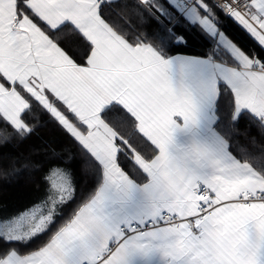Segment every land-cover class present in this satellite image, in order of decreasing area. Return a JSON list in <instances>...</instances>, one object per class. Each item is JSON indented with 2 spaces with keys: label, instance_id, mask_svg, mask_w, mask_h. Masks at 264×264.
I'll list each match as a JSON object with an SVG mask.
<instances>
[{
  "label": "snow or ice",
  "instance_id": "1",
  "mask_svg": "<svg viewBox=\"0 0 264 264\" xmlns=\"http://www.w3.org/2000/svg\"><path fill=\"white\" fill-rule=\"evenodd\" d=\"M113 2L0 0V142L27 139L35 126L24 117L38 109L70 136L94 179L71 219L25 254L76 195L73 170L51 159L37 201L0 217V264L153 255L164 264H264V148L232 143L242 119L264 137V57L224 29L231 20L264 50V0H132L115 20L105 13ZM129 12L158 31L130 41ZM180 20L211 42L204 58L168 55V38L185 42L167 26ZM74 42L83 64L65 50Z\"/></svg>",
  "mask_w": 264,
  "mask_h": 264
},
{
  "label": "trees",
  "instance_id": "2",
  "mask_svg": "<svg viewBox=\"0 0 264 264\" xmlns=\"http://www.w3.org/2000/svg\"><path fill=\"white\" fill-rule=\"evenodd\" d=\"M125 3L131 8L132 0H114L111 8L105 9L106 15L114 20L125 15L123 11ZM126 19L129 22L125 27V32L130 41L143 33H148L151 37L154 32L158 31V26L154 22L148 20L140 23L137 16L130 12L126 15ZM167 26L173 29L176 35H183L185 41L176 43L174 38H168L166 50L169 56L183 54L205 57L212 48L211 42L203 36L199 29L193 28L183 20L175 21ZM224 29L244 50L264 57V50L231 20H225ZM82 49L83 45L80 42H74L65 48L71 58L83 64L86 56L82 55ZM218 55L223 56V51L218 52ZM220 108L218 115L226 122L230 115V105L227 100ZM115 115H121V113ZM24 118L29 125L35 126L31 135L23 141L15 139L8 143L0 142V209L21 211L29 208L30 203L43 193V169L53 158L61 159L73 170L76 185L74 199L62 209L50 230L33 239L26 248L21 250L27 254L42 247L60 226L71 219L78 207L82 206L92 193L94 179L91 169L83 163V154L73 140L61 127L52 122L48 115L34 109L33 114L26 115ZM253 138L257 141L255 145L250 143ZM232 143L233 147L239 151H244V146H247L250 151H258L264 148V137L255 126L248 123L247 119H242L237 126ZM145 154L151 155L150 147L145 149ZM130 163L125 165L126 170L131 171L138 182H144V174L132 169Z\"/></svg>",
  "mask_w": 264,
  "mask_h": 264
},
{
  "label": "crops",
  "instance_id": "3",
  "mask_svg": "<svg viewBox=\"0 0 264 264\" xmlns=\"http://www.w3.org/2000/svg\"><path fill=\"white\" fill-rule=\"evenodd\" d=\"M173 57H175L179 61L185 58L197 57V56H190V55L185 56L183 54H177V55H173ZM132 264H164V261L159 257V255H153L149 257H133Z\"/></svg>",
  "mask_w": 264,
  "mask_h": 264
},
{
  "label": "rangeland",
  "instance_id": "4",
  "mask_svg": "<svg viewBox=\"0 0 264 264\" xmlns=\"http://www.w3.org/2000/svg\"><path fill=\"white\" fill-rule=\"evenodd\" d=\"M40 197V196H39ZM38 199V198H37ZM37 199L36 200H33V202L32 203H30V207L32 206V204L34 203V202H36L37 201ZM23 211H25L24 209H22L21 211H7L6 209H0V217H4V218H6V217H9V216H11V215H13V214H17V213H19V212H23Z\"/></svg>",
  "mask_w": 264,
  "mask_h": 264
},
{
  "label": "water",
  "instance_id": "5",
  "mask_svg": "<svg viewBox=\"0 0 264 264\" xmlns=\"http://www.w3.org/2000/svg\"><path fill=\"white\" fill-rule=\"evenodd\" d=\"M176 42V41H175ZM177 43V42H176Z\"/></svg>",
  "mask_w": 264,
  "mask_h": 264
}]
</instances>
